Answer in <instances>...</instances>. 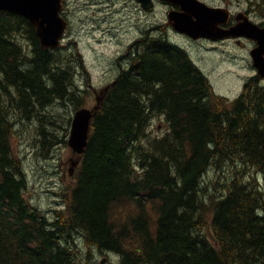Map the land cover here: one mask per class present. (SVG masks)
Wrapping results in <instances>:
<instances>
[{
	"label": "trees",
	"instance_id": "obj_1",
	"mask_svg": "<svg viewBox=\"0 0 264 264\" xmlns=\"http://www.w3.org/2000/svg\"><path fill=\"white\" fill-rule=\"evenodd\" d=\"M56 52L42 49L27 19L0 14V264H75L74 236L120 264H264V86L253 77L228 101L165 37L147 33L130 46L66 209L50 221L27 204L13 118H37L49 152L63 140L42 111L85 105L74 79L83 62ZM157 116L169 127L162 137L149 132ZM224 164L222 193H206L205 175Z\"/></svg>",
	"mask_w": 264,
	"mask_h": 264
},
{
	"label": "rangeland",
	"instance_id": "obj_2",
	"mask_svg": "<svg viewBox=\"0 0 264 264\" xmlns=\"http://www.w3.org/2000/svg\"><path fill=\"white\" fill-rule=\"evenodd\" d=\"M65 1L64 17L69 21L70 27L63 41L62 52H56L55 56L65 57L64 60L72 64L80 63V60L83 62L85 70L76 65L74 79L78 95L85 99V108H92L95 104L89 83L98 90L108 85L118 75L120 63H127L123 59H126L129 46L147 33L153 37H165L183 48L208 78L214 92L228 101L238 98L244 85L257 77L250 55L255 47L252 41L239 45L235 42L190 40L173 31L168 24L167 7L158 1L153 12H145L135 0ZM202 1L214 7L230 4L234 13L249 11L250 19L264 26V0ZM260 83L264 86V80H260ZM75 112L73 104L68 101L64 104L58 101L42 111L51 119L47 128L63 140L49 152L41 145L37 118H13L15 131L11 140L12 148L22 162L28 181L25 200L31 208L39 210L50 221L54 220L56 210L66 209L65 190L74 184L73 177L68 175L67 169L62 170L60 164L69 165L72 156L68 139ZM168 128L165 117L157 116L153 119L149 132L153 137H162ZM229 171L227 164L213 165L204 178L206 193L220 195ZM253 174L257 178L255 171ZM258 179L260 181V177ZM66 244L73 250L75 264H101L104 259H107L106 264H120L116 254L88 247L79 236H74Z\"/></svg>",
	"mask_w": 264,
	"mask_h": 264
},
{
	"label": "water",
	"instance_id": "obj_3",
	"mask_svg": "<svg viewBox=\"0 0 264 264\" xmlns=\"http://www.w3.org/2000/svg\"><path fill=\"white\" fill-rule=\"evenodd\" d=\"M144 10L154 8L153 0H136ZM180 7L179 11L168 14V23L177 33L187 35L193 40L245 37L257 43L251 51L253 66L257 76L264 79V27L253 23L247 16L238 17V23L224 29L221 24L229 20L230 11L212 7L201 0H163ZM65 10L64 0H0V14L12 13L27 19L39 38L43 50L54 51L62 47V41L70 26L62 16ZM243 19V21H240ZM116 81L100 90H93L95 104L92 108H81L73 116L68 147L75 156L69 164V176L72 177L80 166L88 147L91 127L105 97ZM104 259L101 264H106Z\"/></svg>",
	"mask_w": 264,
	"mask_h": 264
},
{
	"label": "flooded vegetation",
	"instance_id": "obj_4",
	"mask_svg": "<svg viewBox=\"0 0 264 264\" xmlns=\"http://www.w3.org/2000/svg\"><path fill=\"white\" fill-rule=\"evenodd\" d=\"M136 1V0H135ZM157 1L158 2H160L162 5H164V6H166L167 7V17H168V14L171 12V11H179L180 10V7H178V6H175L174 4H171V3H168V2H165V1H163V0H153V2H154V6L156 5V3H157ZM137 2V1H136ZM138 3V2H137ZM139 4V3H138ZM140 5V4H139ZM140 7H141V5H140ZM142 8V7H141ZM223 8H225V9H228L229 11H230V16H229V20H228V22L226 23V24H221V27H223L224 29H230V28H232V27H234L237 23H238V21H239V19H238V17H242L243 16V14H244V16H247L249 19L251 18V13L249 12V11H240V12H238V13H234L233 11H232V9H231V5L230 4H225L224 5V7ZM143 9V8H142ZM144 10V9H143ZM153 10H154V8L152 9V10H144L145 12H153ZM63 16H65V12H64V14H63ZM240 21H243V19H241ZM180 35H182V36H185V35H183V34H180ZM185 37H187V38H189L190 40H193V39H191L190 37H188V36H185ZM193 41H196V42H200V41H207V42H214V43H226V42H235V43H237V44H239V45H242V44H244V43H246L247 41H250L249 39H247V38H222V39H218V40H211V39H199V40H193ZM135 42V41H134ZM133 42V43H134ZM254 44H255V46H256V43L254 42V41H252ZM132 43V44H133ZM131 44V45H132ZM130 45V46H131ZM130 46H129V48H130ZM129 52V51H128ZM128 52H127V55H128ZM123 60H125V61H127L128 60V58H126V59H123ZM121 64V68H120V70H119V73H118V75H116V77L110 82V83H112V82H114V81H116L117 80V78H118V76H119V74L121 73V71L123 70V68H125V66L127 67V64H125V65H123L122 64V62L120 63ZM123 65V66H122ZM90 81H91V79H90ZM88 82H89V80H88ZM109 83V84H110ZM108 84V85H109ZM89 87L91 88V91L93 90V85L92 84H90L89 83ZM75 156L74 155H72L71 156V158L69 159V162H71V160L74 158ZM60 168L62 169V170H66L67 169V171H68V168H69V165H66L65 163H61L60 164Z\"/></svg>",
	"mask_w": 264,
	"mask_h": 264
},
{
	"label": "bare ground",
	"instance_id": "obj_5",
	"mask_svg": "<svg viewBox=\"0 0 264 264\" xmlns=\"http://www.w3.org/2000/svg\"><path fill=\"white\" fill-rule=\"evenodd\" d=\"M101 253V252H100ZM112 253V252H111ZM102 254V253H101Z\"/></svg>",
	"mask_w": 264,
	"mask_h": 264
}]
</instances>
